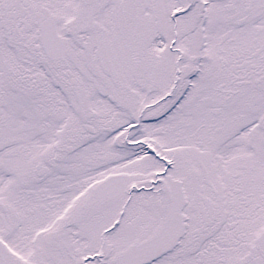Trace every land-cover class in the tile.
<instances>
[{
    "label": "snow or ice",
    "instance_id": "1",
    "mask_svg": "<svg viewBox=\"0 0 264 264\" xmlns=\"http://www.w3.org/2000/svg\"><path fill=\"white\" fill-rule=\"evenodd\" d=\"M0 264H264V0H0Z\"/></svg>",
    "mask_w": 264,
    "mask_h": 264
}]
</instances>
